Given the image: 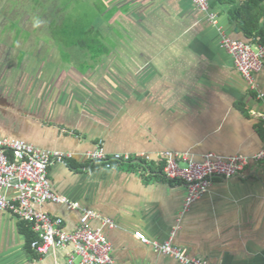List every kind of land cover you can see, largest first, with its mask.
I'll return each instance as SVG.
<instances>
[{
  "label": "crops",
  "instance_id": "0c3cea01",
  "mask_svg": "<svg viewBox=\"0 0 264 264\" xmlns=\"http://www.w3.org/2000/svg\"><path fill=\"white\" fill-rule=\"evenodd\" d=\"M215 1L217 26L191 0H104V20L72 51L74 66L50 67L62 53L56 40L41 42L49 68L24 70L34 60L20 55L13 70L6 60L0 66V139L73 156L50 167L52 191L100 217L90 226L102 230L115 264H182L138 233L209 264H264V160L242 177L212 180L187 209L186 186L163 177V152L201 162L210 153L252 158L264 148L263 103L220 41L224 34L259 43L246 38L233 6ZM255 79L264 92V64ZM98 144L107 155L153 161L106 170L85 158ZM38 210L62 219L67 233L79 223L63 206ZM33 239L29 226L0 212V264H69L72 247L41 257Z\"/></svg>",
  "mask_w": 264,
  "mask_h": 264
},
{
  "label": "built area",
  "instance_id": "2783aa9c",
  "mask_svg": "<svg viewBox=\"0 0 264 264\" xmlns=\"http://www.w3.org/2000/svg\"><path fill=\"white\" fill-rule=\"evenodd\" d=\"M193 5L205 15L212 25L217 26L218 16L211 10L208 0H191ZM220 45L233 59L234 66L261 100L264 108V92L258 87L255 74L264 64V43L248 44L221 34ZM257 114V113H255ZM264 119V114H260ZM164 159L163 177L187 188L185 208L204 195L212 180L242 177L250 162L264 160V148L252 158L244 156L220 157L207 154L201 162L193 161L187 155L178 156L167 151L160 154ZM73 156L57 152H46L20 140L0 139V212L8 213L31 229L34 239L30 247L38 256H47L56 250L72 247L69 264H115L111 256L112 247L101 229H93L90 223L100 217L80 204L55 194L49 181V169L54 163L66 164ZM89 164H98L106 170L119 168L125 164H148L153 158L145 154L107 155L102 144L97 150L85 156ZM182 164L184 166H182ZM17 196L9 199L7 192ZM46 204L66 207L80 215L77 228L72 233L65 231L64 221L53 218L38 209ZM103 226L113 229L110 220H103ZM136 238L144 245L152 246L164 255L176 258L182 264H209L200 257H190L172 242H154L143 235ZM79 260V262H77Z\"/></svg>",
  "mask_w": 264,
  "mask_h": 264
},
{
  "label": "rangeland",
  "instance_id": "374dc122",
  "mask_svg": "<svg viewBox=\"0 0 264 264\" xmlns=\"http://www.w3.org/2000/svg\"><path fill=\"white\" fill-rule=\"evenodd\" d=\"M103 4L104 0H0V66L6 60L8 70H13L20 55L29 63L31 57L34 60L32 68L27 65L24 70L49 68L41 42L50 40H56L62 52L50 67L65 71L74 66L77 55L72 51L85 41L88 28L104 20ZM14 24L18 26L15 31H21L19 36L9 29Z\"/></svg>",
  "mask_w": 264,
  "mask_h": 264
},
{
  "label": "trees",
  "instance_id": "16d2710c",
  "mask_svg": "<svg viewBox=\"0 0 264 264\" xmlns=\"http://www.w3.org/2000/svg\"><path fill=\"white\" fill-rule=\"evenodd\" d=\"M214 4L233 6L235 8V18L246 38L252 43H264V0H216ZM209 5L211 10H213L210 2ZM17 28L18 26L14 24L9 29L16 32L17 36H19L21 31H15Z\"/></svg>",
  "mask_w": 264,
  "mask_h": 264
},
{
  "label": "snow or ice",
  "instance_id": "6c2138e0",
  "mask_svg": "<svg viewBox=\"0 0 264 264\" xmlns=\"http://www.w3.org/2000/svg\"><path fill=\"white\" fill-rule=\"evenodd\" d=\"M138 235H140V234L138 233Z\"/></svg>",
  "mask_w": 264,
  "mask_h": 264
}]
</instances>
